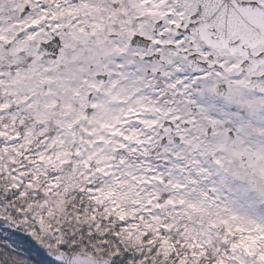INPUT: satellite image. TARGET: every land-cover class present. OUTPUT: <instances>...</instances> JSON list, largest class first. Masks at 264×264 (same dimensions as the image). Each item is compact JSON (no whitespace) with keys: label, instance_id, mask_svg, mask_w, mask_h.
I'll list each match as a JSON object with an SVG mask.
<instances>
[{"label":"snow or ice","instance_id":"obj_1","mask_svg":"<svg viewBox=\"0 0 264 264\" xmlns=\"http://www.w3.org/2000/svg\"><path fill=\"white\" fill-rule=\"evenodd\" d=\"M0 264H264V0H0Z\"/></svg>","mask_w":264,"mask_h":264}]
</instances>
